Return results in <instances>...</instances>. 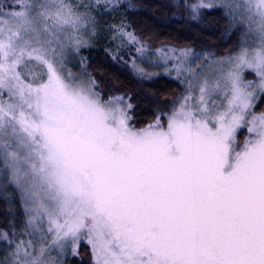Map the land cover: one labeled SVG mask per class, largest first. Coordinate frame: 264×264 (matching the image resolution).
<instances>
[{"label": "snow or ice", "instance_id": "1", "mask_svg": "<svg viewBox=\"0 0 264 264\" xmlns=\"http://www.w3.org/2000/svg\"><path fill=\"white\" fill-rule=\"evenodd\" d=\"M123 6L0 0V264H264V0H177L222 12L223 55L108 24L137 87L179 82L142 115L81 55Z\"/></svg>", "mask_w": 264, "mask_h": 264}, {"label": "trees", "instance_id": "2", "mask_svg": "<svg viewBox=\"0 0 264 264\" xmlns=\"http://www.w3.org/2000/svg\"><path fill=\"white\" fill-rule=\"evenodd\" d=\"M179 3L183 4L184 1ZM129 4L134 5L124 8V20L131 25L129 30L134 31L152 47H213L217 52L226 53L232 46V37L225 34L226 18L218 9L204 11L203 19L206 25H202L191 20L183 8L178 9L173 0H132ZM106 48L102 43L96 44L82 51V54L87 58L89 70L103 80L105 85L133 96V102L139 103L137 115L148 111L144 100L146 96L155 95L161 100L167 98L170 102L172 97L178 95L179 85L166 77H161L151 84L145 83L142 88L137 87L129 68L119 61L112 60L111 55L105 51ZM4 211L5 208L0 206V227L4 224Z\"/></svg>", "mask_w": 264, "mask_h": 264}, {"label": "rangeland", "instance_id": "3", "mask_svg": "<svg viewBox=\"0 0 264 264\" xmlns=\"http://www.w3.org/2000/svg\"><path fill=\"white\" fill-rule=\"evenodd\" d=\"M131 1L132 0H122V4L124 6L121 7L117 13H114L112 15H104V16H102V17L99 18L100 24L102 25V29H101V33L102 34H101V36L99 38V42H97L96 44H101L102 43L108 49H115V45L110 42V39L107 36V25L110 24V23H120L122 20H123V22H125V20H124L125 19V9L124 8H127L128 7L127 5L129 3H131ZM173 1L174 2H177V0H173ZM179 1H184V3L185 2H188V3L195 2V0H179ZM2 2L4 4H9L11 2V0H2ZM204 11H207V10H202L201 17L198 20H194V21H197L198 23H200L202 25H206L205 22H204V19H203L204 18ZM96 44H94V46ZM163 46H165V45H163ZM167 46H169V45H167ZM160 47H162V46H160ZM154 48H158V47H154ZM87 49H89V48H87ZM177 49H180V48H177ZM193 49H195L196 52L215 51L213 47H204L202 49H196V48L193 47ZM84 50H82V51H84ZM129 51L131 52V54H134V48L133 49H130ZM215 52H217V51H215ZM217 53L223 55V54H226L227 52L226 53H222V52L218 51ZM121 54L123 55V58L125 60H130L129 52H122ZM81 55L83 56L82 52H81ZM119 62L123 63L122 61H119ZM158 72H159V75L154 76L150 81L143 82V85L145 83L151 84V83L155 82L157 79H159L161 77H166V78H168V79H170L172 81H175L179 85V82L174 79L175 73H173L171 76H169V75H166L163 72V69H159Z\"/></svg>", "mask_w": 264, "mask_h": 264}]
</instances>
